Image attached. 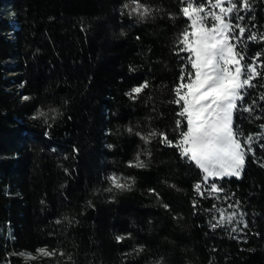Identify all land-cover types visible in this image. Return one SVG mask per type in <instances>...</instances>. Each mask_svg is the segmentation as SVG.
I'll use <instances>...</instances> for the list:
<instances>
[{
    "label": "trees",
    "instance_id": "1",
    "mask_svg": "<svg viewBox=\"0 0 264 264\" xmlns=\"http://www.w3.org/2000/svg\"><path fill=\"white\" fill-rule=\"evenodd\" d=\"M141 2L145 20L128 15L131 0H0V264H264V139L240 178L217 181L227 201L198 197L200 171L159 137L141 139L177 138L171 101L188 24L180 0ZM250 4L240 23L258 40L246 61L264 71V0ZM253 84V111L235 114L246 135L264 133V76ZM137 154L145 167L130 166ZM113 173L130 186L107 191ZM236 201L248 227L212 229L219 213L206 210Z\"/></svg>",
    "mask_w": 264,
    "mask_h": 264
},
{
    "label": "snow or ice",
    "instance_id": "2",
    "mask_svg": "<svg viewBox=\"0 0 264 264\" xmlns=\"http://www.w3.org/2000/svg\"><path fill=\"white\" fill-rule=\"evenodd\" d=\"M183 5L180 13L188 21L187 27L177 39V55L185 53L181 59V75L173 88L174 99L171 101L180 109L173 132L175 140H170L167 132L153 130L141 136L145 144L151 143L155 137L168 147L178 150L182 159L194 165L201 173L200 181L193 186L194 192L201 199L227 201L231 196L224 186L218 184L225 178H240L245 169L248 156L255 155L252 145L264 139V133L246 135L239 125L234 126L235 114L239 111L252 112V107H245L248 89L254 87L253 81L264 76L257 65L246 61L247 41H257L255 33H249L247 25H242L245 17L242 10H250V0H180ZM128 15L145 20L152 14L149 6L141 0H131L125 4ZM264 41V33L259 37ZM257 53L253 60L259 59ZM264 69V63L259 65ZM149 81L131 89L128 95L136 99L145 89ZM24 99H29L25 97ZM264 99V96H261ZM255 104V101L252 102ZM55 111V110H52ZM40 116L46 115L39 112ZM264 129V125H261ZM129 132L133 130L128 129ZM140 135V133H136ZM264 147V145H261ZM111 147V146H109ZM130 166L145 167L144 161L137 154L135 163ZM111 192L115 189H126L131 178H122L113 173L108 177ZM223 194V195H221ZM199 201L194 200L193 208ZM167 207V205H164ZM228 209L218 207L215 203L206 211L219 213L212 216V229L230 227V231L243 232L248 227L244 216L246 213L240 202L228 204ZM227 212V214H225ZM59 224L60 221L58 220ZM124 237L118 236L117 241ZM41 256L51 257L57 251L47 248L36 250ZM137 252L142 249H136ZM28 259H35L32 253H19ZM59 255H64L62 252Z\"/></svg>",
    "mask_w": 264,
    "mask_h": 264
},
{
    "label": "rangeland",
    "instance_id": "3",
    "mask_svg": "<svg viewBox=\"0 0 264 264\" xmlns=\"http://www.w3.org/2000/svg\"><path fill=\"white\" fill-rule=\"evenodd\" d=\"M4 9H5V10H3V13H4L5 15L12 16V12H11L10 7L7 6V7H5ZM223 208L227 209V212H230V211L233 210V209H228L227 206H223ZM227 212H226L225 214H227Z\"/></svg>",
    "mask_w": 264,
    "mask_h": 264
}]
</instances>
